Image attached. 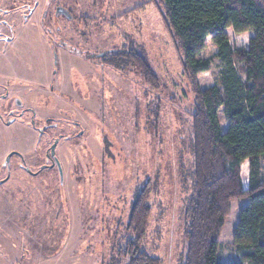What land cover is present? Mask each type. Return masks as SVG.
Masks as SVG:
<instances>
[{"label": "rangeland", "instance_id": "1", "mask_svg": "<svg viewBox=\"0 0 264 264\" xmlns=\"http://www.w3.org/2000/svg\"><path fill=\"white\" fill-rule=\"evenodd\" d=\"M0 3L10 7L9 0ZM73 4L75 24L61 19V33L54 23L46 33L21 20L16 38L6 47L0 42V264H112L129 238L132 203L148 181L153 213L145 247L162 264H181L194 183L195 101L164 5L161 0ZM123 49L146 58L158 87L147 83L138 61L119 57L109 63L100 57ZM221 71L215 58L211 70L198 75L199 85L213 86ZM58 87L53 104L70 109L62 116L64 126L40 140L31 119L6 124L11 112H20L19 98L37 109L35 104L50 102L49 92ZM221 122L225 129L223 116ZM55 138L61 141L64 176L49 169L31 177L16 166V155L10 168L2 167L16 149L28 148L27 155L44 161ZM242 179L248 187L249 161ZM247 202L232 201L220 236L223 262L239 258L231 243Z\"/></svg>", "mask_w": 264, "mask_h": 264}, {"label": "trees", "instance_id": "2", "mask_svg": "<svg viewBox=\"0 0 264 264\" xmlns=\"http://www.w3.org/2000/svg\"><path fill=\"white\" fill-rule=\"evenodd\" d=\"M161 2L195 101L194 183L187 199V254L181 264H264V0ZM119 57L138 61L147 83L158 87V77L143 55L123 49L109 52L105 60L113 63ZM215 58L222 65L220 76L213 86L202 88L198 75L210 71ZM246 160L248 187L242 179ZM151 184L148 181L132 203L129 238L112 264H121V258L124 264H162L145 247L153 213ZM235 199H248L231 243L239 258L223 262L220 236Z\"/></svg>", "mask_w": 264, "mask_h": 264}, {"label": "flooded vegetation", "instance_id": "3", "mask_svg": "<svg viewBox=\"0 0 264 264\" xmlns=\"http://www.w3.org/2000/svg\"><path fill=\"white\" fill-rule=\"evenodd\" d=\"M1 2V0H0ZM74 0H9L10 7L4 8L2 3H0V42L3 44L4 47L8 45V43L12 42L16 38L15 28L17 27L16 22L20 23L23 20L27 24H32L33 26L39 25L41 26L44 31L47 33L46 28L51 26L53 28V23L55 24V28L59 30L61 33V28L59 25L60 20H65L66 22H73L75 24V20L73 19L72 13L74 12ZM73 4V5H72ZM72 5V7H71ZM53 21V22H50ZM45 27H43V26ZM57 25V27H56ZM56 65L59 64L58 61V49L56 46H53ZM112 52V51H110ZM109 52L101 53L102 59L105 60L106 55ZM69 54V53H68ZM98 54V52H97ZM55 74L58 72L55 70ZM61 87L55 88L54 90L49 92L51 95L50 102H39V104H35L37 109L27 107L24 105L22 99L17 100V106L20 107V112L15 113L11 112L10 116L6 120V124L12 125L13 123L23 122L24 120L31 119V127L35 131V138H39L40 140L44 138L46 135L45 133L49 132L51 128H57L63 125V118L64 112L70 111L68 107L65 109L61 108V105L56 108L55 103L53 104V100L55 97V90H60ZM45 89V88H44ZM47 91V90H45ZM66 95V93H65ZM68 98L71 100L74 99L73 96L70 94ZM8 98V97H5ZM46 103L49 107H46ZM40 107H43L44 112H40ZM79 110V109H78ZM44 115V116H43ZM59 115V116H57ZM59 118V124L57 123V118ZM56 119V121H54ZM69 119V118H68ZM67 122V121H66ZM68 123V122H67ZM51 146L49 147L48 151L45 153L44 161H35V159L31 155H27L26 151L29 150L28 148L23 152L20 150L10 151L12 152L10 155L9 153L6 155L2 167L5 166L10 168L11 160L14 155H16L17 162L16 166H18L23 172H26L31 177L37 176L40 177V174L44 170L54 169L59 174L61 173L64 176V166H66L65 161L61 159L59 155L60 149V138H55L52 140ZM32 160L33 165H32ZM30 161V163H29ZM36 166L37 169H32L33 166ZM12 170V169H11ZM12 176V174L8 173V178ZM0 233H4L2 229H0ZM10 259V258H7ZM8 262V260H7ZM17 262L16 264H19ZM4 264V263H2Z\"/></svg>", "mask_w": 264, "mask_h": 264}, {"label": "crops", "instance_id": "4", "mask_svg": "<svg viewBox=\"0 0 264 264\" xmlns=\"http://www.w3.org/2000/svg\"><path fill=\"white\" fill-rule=\"evenodd\" d=\"M246 161H248V160H246ZM244 163H245V162H244ZM244 163H243V164H244ZM243 164H242V167H243Z\"/></svg>", "mask_w": 264, "mask_h": 264}]
</instances>
